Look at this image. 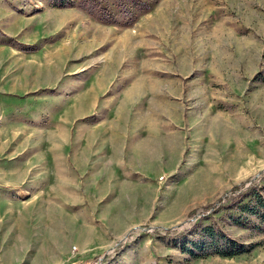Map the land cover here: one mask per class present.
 Returning <instances> with one entry per match:
<instances>
[{"label": "rangeland", "instance_id": "obj_1", "mask_svg": "<svg viewBox=\"0 0 264 264\" xmlns=\"http://www.w3.org/2000/svg\"><path fill=\"white\" fill-rule=\"evenodd\" d=\"M113 1L0 0V264H264V0Z\"/></svg>", "mask_w": 264, "mask_h": 264}, {"label": "trees", "instance_id": "obj_2", "mask_svg": "<svg viewBox=\"0 0 264 264\" xmlns=\"http://www.w3.org/2000/svg\"><path fill=\"white\" fill-rule=\"evenodd\" d=\"M113 2H115V5L122 3L121 0H114ZM135 2L136 4H140L139 0H135ZM106 3L105 5H107ZM104 9L106 10V8ZM261 221L264 223V212ZM189 243L191 247L185 249L186 253L194 257L209 254L233 256L247 251V248L242 243H238L234 239L228 237L221 230L213 229L211 227H202L199 231L198 237L194 241H189Z\"/></svg>", "mask_w": 264, "mask_h": 264}]
</instances>
